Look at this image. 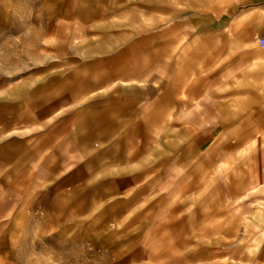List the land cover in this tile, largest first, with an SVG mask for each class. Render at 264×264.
I'll use <instances>...</instances> for the list:
<instances>
[{"label": "rangeland", "instance_id": "rangeland-1", "mask_svg": "<svg viewBox=\"0 0 264 264\" xmlns=\"http://www.w3.org/2000/svg\"><path fill=\"white\" fill-rule=\"evenodd\" d=\"M228 1L0 0V264H264V118H223L245 110L237 78L257 88L259 64L201 80L232 50ZM133 68L175 86L185 118L152 122L136 149L180 132L185 186L133 185L103 150L126 134L107 131L129 116Z\"/></svg>", "mask_w": 264, "mask_h": 264}, {"label": "crops", "instance_id": "crops-1", "mask_svg": "<svg viewBox=\"0 0 264 264\" xmlns=\"http://www.w3.org/2000/svg\"><path fill=\"white\" fill-rule=\"evenodd\" d=\"M229 1L226 23L227 44H231L232 50H227L224 60L221 59L220 72H213L212 70H210L208 74H206L207 76L201 80L205 81L210 86L220 82H225V84L229 86L230 64L232 65L233 69L235 59L241 60L242 64L250 60H255L259 64L257 71L254 72L255 74H257L256 76L258 78L256 79L255 77H253L254 82H256L257 88H252L253 90H251L249 89L250 87L245 86L247 80L249 81V78H251V74L243 73L237 78L238 85L243 86L239 89H236L235 91H240L241 93L239 94L244 97L242 99V104L239 106L245 108V110L239 111L237 114L236 111H233L231 113L229 111V108H227V115L223 118H264V93L261 91V87H263L262 85L264 84V57L254 56L249 51L241 48L247 40L245 37L247 29H250L251 40H253V38L255 39L256 37L264 36V0ZM235 22L239 24V32H237L236 34L234 32ZM235 45L236 49H238L236 51L234 50ZM203 58L204 57H202L201 59ZM218 58L219 56L215 55L213 57V60L215 59L217 62ZM203 64L205 65L204 62ZM147 73L149 72L147 71ZM166 75L167 74L163 75V77H152L151 75L149 76L146 73L138 72L137 69L133 68V100H125L126 102H121L119 108L120 114L125 113L129 116H121L122 118H119L122 122L121 125L116 128L114 124L107 131V133L109 132L110 135L112 133L116 135L120 132L115 131L121 128L120 131L123 130L126 132V134H123V137L120 138L119 142L114 144V147H110V144H107L105 148H103V150H107L104 152H108L107 154L109 155L111 153H114L116 156L122 157H120L119 159L117 158L116 161H121L120 164L123 170H129V172L133 171V185H137L138 182L145 183L140 187L151 188L152 186H155L153 182H156L157 185L162 187L170 186L171 184L185 186L187 168H191L192 166L191 165L187 167L185 161V154L187 153H185V150H183V152L181 153L179 152L181 148L183 149V147L180 146V132H175L173 136V133L163 131L162 135H160L159 137L165 138V144L161 145V147L156 148L155 152L154 148H150V152L149 150H146L147 152L145 150L139 152L136 149L138 144L136 140L139 137H151L149 134V130H151L152 128L151 131H153L154 129L151 126L152 122L158 120L159 122H156V127L159 126L158 128H160L163 127V125H160V120L162 119L185 118V115H183L182 113L183 108L180 100H176L175 98V86L171 83L170 78L168 79L165 77ZM200 85L196 84L195 89H198ZM230 113L232 114L231 116L229 115ZM153 132H155V135L158 134L157 131ZM172 137L177 138V142L175 140L172 141ZM126 138L129 142L124 141V139L126 140ZM126 142L127 144H125ZM130 144H133V155L131 153L127 154V152H125V146H130ZM175 144L177 145V149L175 148ZM111 149H113V151ZM175 149L178 150V152H173ZM198 149L200 150L199 147ZM138 152L140 153V155L136 157ZM150 155H153V157L157 156V163H154V158H150ZM198 155L199 151L197 152L196 149L194 152V157ZM143 157H145L146 159L148 158V161L153 160V162L145 163L143 161H140ZM196 164L194 163L193 165ZM196 167L193 166V168ZM188 171H190V169ZM196 173L194 172L195 179ZM194 178L192 180L193 182L195 181ZM158 181L160 182L158 183ZM192 183L191 185H193ZM198 203L200 202L198 201ZM190 205H192L190 201H187L185 202L184 206L190 207ZM262 218L264 223V212L262 214Z\"/></svg>", "mask_w": 264, "mask_h": 264}, {"label": "built area", "instance_id": "built-area-1", "mask_svg": "<svg viewBox=\"0 0 264 264\" xmlns=\"http://www.w3.org/2000/svg\"><path fill=\"white\" fill-rule=\"evenodd\" d=\"M259 45H260L261 48L264 49V36L259 38Z\"/></svg>", "mask_w": 264, "mask_h": 264}]
</instances>
